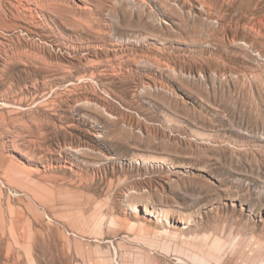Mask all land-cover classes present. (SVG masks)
<instances>
[{
    "label": "rangeland",
    "instance_id": "obj_1",
    "mask_svg": "<svg viewBox=\"0 0 264 264\" xmlns=\"http://www.w3.org/2000/svg\"><path fill=\"white\" fill-rule=\"evenodd\" d=\"M0 264H264V0H0Z\"/></svg>",
    "mask_w": 264,
    "mask_h": 264
},
{
    "label": "bare ground",
    "instance_id": "obj_2",
    "mask_svg": "<svg viewBox=\"0 0 264 264\" xmlns=\"http://www.w3.org/2000/svg\"><path fill=\"white\" fill-rule=\"evenodd\" d=\"M14 1V0H13ZM21 1V0H20ZM41 1V0H40ZM17 2V1H16ZM32 2V1H31ZM43 2V1H42ZM36 3V2H35ZM56 4V3H55ZM25 6V5H24ZM32 6H34V5H32ZM37 7V6H36ZM27 8V7H26ZM77 8V7H76ZM25 9V8H24ZM28 9V8H27ZM32 9V8H31ZM19 10V9H18ZM36 10V9H35ZM25 11H26V9H25ZM31 11V10H30ZM19 12H20V10H19ZM31 13V12H30ZM48 64V63H47ZM147 214V213H146Z\"/></svg>",
    "mask_w": 264,
    "mask_h": 264
}]
</instances>
